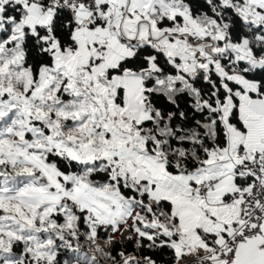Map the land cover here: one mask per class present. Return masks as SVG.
Returning <instances> with one entry per match:
<instances>
[{"label":"trees","instance_id":"obj_1","mask_svg":"<svg viewBox=\"0 0 264 264\" xmlns=\"http://www.w3.org/2000/svg\"><path fill=\"white\" fill-rule=\"evenodd\" d=\"M168 1L215 39L216 46L226 45L221 35L228 37L226 49L217 53L219 68L227 75L200 64L184 69L157 43L133 40L128 43L133 54L109 67L98 80L108 81L103 77L128 70L139 74L150 117L134 127L145 139L146 153L163 160L171 174L193 175L212 153L227 146L228 124L245 131L237 107L224 117L226 100L233 97L237 104L235 92L243 90L232 75L239 72L254 81L258 90L254 96H264V19L248 15L247 0ZM33 2L45 8L49 0L0 2V194L14 195L27 183L54 188L40 166L16 157L28 147L62 174L61 181L64 176H75L97 190L125 196L130 206L138 209L140 231L105 251L92 241L97 235L108 237L112 227L94 235L85 209L74 200L41 205L9 197L0 200V264H173L178 255L174 242L183 232L171 200L150 197L147 180L136 181L128 170L126 174L114 172L113 163L106 159L82 161L54 147L56 139L72 143L77 137L81 143L102 148L103 133L97 125L96 131L88 134L94 120H89L86 95L66 92L68 77L64 72L52 71L53 80L40 88L41 75L55 65L56 47L61 51L77 49L78 10L74 13L58 7L48 23L46 17L34 27L23 25L20 36L18 27L29 17L27 4ZM154 7L151 17L158 28L178 29L186 23L181 13L171 14L167 0L155 1ZM257 9L263 12L261 7ZM104 24L97 16L86 23L88 27ZM231 44L242 46L248 52L246 58H236L228 48ZM125 92L118 88L117 103L124 104ZM235 181L245 183L239 177ZM201 234L215 251L217 235Z\"/></svg>","mask_w":264,"mask_h":264},{"label":"rangeland","instance_id":"obj_2","mask_svg":"<svg viewBox=\"0 0 264 264\" xmlns=\"http://www.w3.org/2000/svg\"><path fill=\"white\" fill-rule=\"evenodd\" d=\"M5 1V0H4ZM155 1L158 0H154ZM173 1V0H172ZM248 4L246 9L248 10V15H250L253 19H264V0H247ZM1 2V0H0ZM169 5L172 7L171 14L174 16L176 13H181L184 15L186 23L182 28L174 29V28H165L164 30L173 32V31H184V35L182 37H179L180 43L183 46L181 47L182 50L185 51L186 55H191L192 50H188L186 47L187 44H191L190 41H188V37L190 35H203L206 32L203 31L198 25L195 23V21L184 11L181 10V8L178 7V5L175 3V6L170 3V1L167 0ZM27 7L29 9V17L23 21L22 25L18 27V32L20 33V36L22 35V26L23 25H29L31 27L35 26L34 20L40 21V15H42V10L34 11V6H30V4H27ZM153 10H155L154 5L152 6ZM261 7L262 11H259L257 8ZM43 9V8H42ZM86 9V8H85ZM127 7H124L123 10H121L122 18L119 20L116 19V15L114 11H111V9H108L106 11H103L101 9H98L96 14L97 17H101L102 21H105L104 25H98L95 27H88L87 25H83L84 23H87V21L91 18H88L86 20H81L79 22V26L77 27V30L75 31V38L77 41V49L76 50H67V51H61L56 47L55 50V65L51 67L49 70L44 71V73L41 75L40 78V88L48 85L53 80V73L52 71L56 72H64L66 76L68 77V83H67V89L66 92L72 95H80L82 93H85L86 95V104L90 110L91 117L89 120H94L92 129L89 130L88 134H93L92 131H96L95 128L97 125L102 129L103 135H101L102 140H104V145L102 148H97L93 146L91 143H81V138H75L73 137L72 143H68V140L63 139H56L53 144L56 150L62 154H67L72 158L82 160V161H93L98 158L106 159L109 163H113L114 165V172L120 171L118 169H122L124 172H126V169L129 168L132 170L136 169L137 171L145 172V169L141 166H138L135 161H133L132 155L134 156V152H140L144 149V137L137 131L134 127L135 123H140L143 120H146L150 117V112L147 109V104L144 100L145 95V89L142 86V83L140 81L139 74H136L133 71H126L123 75H114L113 77L104 76L103 79L108 78V81L105 80H98V77L101 75H105V71L102 69L97 68V64L102 61V58L105 55V50L107 48L108 41L107 39H110L112 37H116L117 41L119 40L122 44L129 47L128 43L133 40H150L158 44V47L164 50L168 55L173 54V52L169 49V46L172 45L167 36H169V33L166 31H163L164 33L161 34L158 41L151 40L150 38H144L142 36H139L137 38H131L127 35H125L121 31V27L119 26V30L115 32L116 29L112 30L114 27L113 25H121L128 19L129 14L127 13ZM151 11V9H150ZM149 10L144 12V23L146 24V32H150V30L158 28L154 22V19L151 17V14ZM45 14L47 13V19L44 22H49V18L51 16V13L48 10L44 11ZM154 13V12H153ZM35 14L38 16L36 17ZM80 13H78L79 15ZM120 16V15H119ZM114 18V19H113ZM118 21V23H117ZM121 24H120V22ZM41 22H43L41 20ZM193 25V26H192ZM88 28H94L95 30H102L106 31V29L111 31L110 35H104V34H97L96 39L94 43L87 44L86 38L82 37L79 38V33L86 31ZM192 30V31H191ZM109 31V32H110ZM87 32V31H86ZM220 35V34H219ZM217 35V36H219ZM161 38V39H160ZM220 39L224 40V36L221 35ZM215 42V39H213ZM168 41V42H167ZM188 43H187V42ZM186 44V45H185ZM199 48H202L203 50L209 51L210 48L213 49V53L210 55L200 54L206 57H201L200 62L198 60V64H200L203 67H216L220 70L221 61L219 57L217 56L218 52H222L224 49H226V45L221 46H208V47H201L199 44L196 45ZM230 50L235 52L236 56L239 58H246V55L248 52L242 47L237 46L234 44L229 45L228 47ZM131 51H133L130 48ZM200 51V50H199ZM131 54L126 53L123 55L122 58L130 56ZM210 60V61H209ZM173 61L176 64L175 56H173ZM260 64V63H256ZM192 65V64H189ZM189 65L182 64L181 66L184 67V69H189ZM197 66V63L194 62V69ZM193 68H190L192 70ZM151 69L155 70V66L153 63H151ZM55 73V72H54ZM232 79H234L232 75ZM123 87L126 89L125 92V99L124 104L117 103V96H118V88ZM253 89V88H251ZM248 92V89H246ZM235 129V128H233ZM108 134V137H105V135ZM144 147V148H143ZM122 153L124 156L122 157ZM16 157L20 159L21 161L27 160L35 162L38 166L41 167V169L48 175L51 185L54 187L53 189H43L41 187H38L34 183H27L23 187H21L14 195H8V194H0V200L8 199L9 197L17 198L19 200H24L28 202L38 203V204H44V203H51L52 205H57L61 202H63L66 199H70L68 197H71L72 200L77 202L79 205H81L83 208L84 205L91 207L84 203L81 200H86L87 196L89 194H92L93 192H96L97 194L107 197V199H112L113 204L117 205V212L118 217L120 221L123 216H125L129 210L131 209L130 204L127 202L124 205L121 204L123 201L121 200V196L119 197L118 191H112V192H103L101 190H95L91 189V186L88 184H84L85 188L82 189L79 185H72L75 186L74 188L69 189L64 188V185H67L66 183L62 184L60 182L61 179H59L58 176L62 175L53 165L47 163L42 157L34 154L28 147L22 148L19 152H17ZM163 162V161H162ZM164 163V162H163ZM165 169V168H164ZM166 170V169H165ZM234 170V169H231ZM132 173V172H131ZM136 179V175H133ZM73 178H70V181H72ZM136 181H141V179H137ZM201 185V184H200ZM215 185V184H214ZM61 186V188H60ZM213 187V185H212ZM66 189V190H65ZM68 189V190H67ZM150 185H148V191L150 190ZM202 195L205 193L202 189L199 187V191ZM80 198L81 200H78L76 198ZM74 198V199H73ZM164 198L171 199V197L165 196ZM177 201V200H176ZM175 201V202H176ZM92 208V207H91ZM93 209V208H92ZM94 211V210H93ZM96 214L104 217L100 213L94 211ZM184 212V211H182ZM105 218V217H104ZM92 233L95 235L96 233L92 230ZM93 245H97L101 247L103 250H108L110 247L107 246L106 241H99L98 236H95L93 241ZM174 247L178 254L182 253V244L181 241L177 240L174 242Z\"/></svg>","mask_w":264,"mask_h":264},{"label":"crops","instance_id":"obj_3","mask_svg":"<svg viewBox=\"0 0 264 264\" xmlns=\"http://www.w3.org/2000/svg\"><path fill=\"white\" fill-rule=\"evenodd\" d=\"M97 5L98 8L103 11L108 9L114 11L116 15L115 18L118 20L123 17V11L121 13V10L127 7L126 11L129 14L128 19L124 21L122 26L113 25L114 28L112 30L116 29V32L119 30L120 26L121 31L131 38L142 36L158 41L161 34L164 33L163 31L166 32L168 30H164L165 28H160V30H158L153 27V29L150 30L151 34L146 32V24L143 20L144 18H148V16L144 17V12L147 10L150 11L151 9L149 14L152 13L154 0H97ZM30 6H34L33 9L36 12L39 10L43 11L42 15H40V21L34 20L35 25L46 18L47 13L45 14V9H42V6L39 5L38 2L30 3ZM78 13H80L77 17L78 22L92 17L91 11L85 8L80 9ZM35 16L37 17L38 15L35 14ZM86 31L79 33L78 36L79 38L85 37L87 44L94 43L95 40H97L95 36L97 34H104L106 36L111 33V31L109 30V32L107 29L106 31H98L94 28H88ZM167 32L169 36L166 38H168L172 44L169 46V49L173 52V54H169V56L172 58L175 56L176 64L180 67H182V64H192L189 65L190 70V68L194 67V62L197 64L198 60L203 62L200 59L206 56L200 54L210 56L214 54L212 48H210L209 51L203 50L186 41L188 43L186 47L188 50H192L193 53L191 55H186L185 51L181 48L184 43L179 42V37L184 35V31ZM114 38L116 37L107 39L109 44H107L105 55L102 61L96 66L103 71L118 63L123 59L122 57L126 53L133 54V51H131L129 47ZM236 58L238 57L236 56ZM233 77V80L243 86V90L237 95V104L233 97H229L226 100L223 106L224 117L227 119L234 108L237 107L240 118L245 126V131L233 129V127L228 124L229 136L227 146L220 151L212 153L206 165L201 170L193 175L171 174L165 170L166 165L163 163V160L147 154L144 149L140 152H134L132 158L138 166L145 169V172H136V169H130L129 171L130 167L126 169L130 173L132 172L131 175H136V180L139 178L141 180H147L151 188L148 191L150 197L154 199H160L165 196L171 197L169 200L173 202L174 213L179 220L183 232L179 239L182 246L184 242H188L191 247H207L212 249L211 246L207 245L202 240L201 231L208 234H216L217 246L226 238L228 232L232 230L236 216L235 210L228 207L224 203V199L238 189V184L235 181L234 175L236 166L245 158V154L241 151L250 153L264 143V96H254L255 93L258 92L257 84L254 81L248 80L241 73L237 72ZM246 89H248V92ZM120 172L126 174L122 169H120ZM58 177L60 179V176ZM70 178H73L72 181H70ZM209 179L216 180L214 183L215 185H213L207 193L202 195L198 192L199 186ZM68 182L71 184L69 189L75 187L72 185L79 184L80 187L84 189V184H86L75 176H64V181L60 183L68 184ZM91 189L95 188L91 187ZM120 196L122 197V194H119V197ZM68 198L71 199V197ZM76 199L81 200L78 197ZM81 201L91 206L94 211L100 213L105 218H110L114 214L112 207L115 204H113L112 199H107V197H103L96 192L89 194L86 200ZM127 202L129 203V200L126 198L124 204ZM263 238L264 234L262 236L249 238L240 243L236 250L234 264H264V250L258 248Z\"/></svg>","mask_w":264,"mask_h":264},{"label":"built area","instance_id":"obj_4","mask_svg":"<svg viewBox=\"0 0 264 264\" xmlns=\"http://www.w3.org/2000/svg\"><path fill=\"white\" fill-rule=\"evenodd\" d=\"M58 7H67L74 11L86 8L94 16L98 15L96 12L99 9L97 0H49L45 8L54 11ZM188 41L194 45L199 44L201 47L215 45L213 38L207 33L190 35ZM224 42L228 44V37L224 39ZM241 152L245 154V158L236 166L234 176L245 183L238 185V189L224 199V203L235 210L236 219L232 230L213 252L207 247H191L188 242H184L182 253L177 255L173 264H234L238 245L249 238L264 234V143L250 153ZM121 156L123 157L124 154L122 153ZM215 182L216 180L209 179L199 187L207 193ZM122 200L126 201L123 195ZM124 202L121 204L124 205ZM84 207L88 226L95 233L99 229L112 227L108 237L97 235L99 241H106L108 247L140 231L137 223V208H131L118 221L117 205H113L114 214L110 218L96 214L91 207L86 205ZM258 248L264 250V238Z\"/></svg>","mask_w":264,"mask_h":264},{"label":"water","instance_id":"obj_5","mask_svg":"<svg viewBox=\"0 0 264 264\" xmlns=\"http://www.w3.org/2000/svg\"><path fill=\"white\" fill-rule=\"evenodd\" d=\"M74 13H76V12L74 11ZM84 24L86 25V23H84ZM220 71H221L224 75H227V72H226L223 68H221ZM239 94H240V90H237V91L235 92V95H239Z\"/></svg>","mask_w":264,"mask_h":264}]
</instances>
